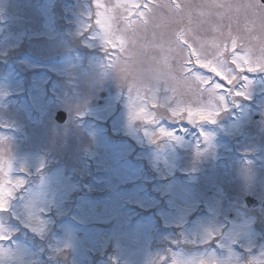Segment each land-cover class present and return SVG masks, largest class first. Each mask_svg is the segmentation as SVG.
<instances>
[{
  "label": "rangeland",
  "instance_id": "1",
  "mask_svg": "<svg viewBox=\"0 0 264 264\" xmlns=\"http://www.w3.org/2000/svg\"><path fill=\"white\" fill-rule=\"evenodd\" d=\"M140 1L0 0V186L24 180L0 212V233L15 237L0 242V264H264V209L244 199L264 201V7L147 0L132 17ZM238 1L254 5L249 17ZM196 7L227 14L218 36H198ZM242 67L249 98L225 103L206 72L239 83ZM185 111L204 122L177 121ZM150 129L172 136L151 146ZM134 212L146 219L133 226Z\"/></svg>",
  "mask_w": 264,
  "mask_h": 264
},
{
  "label": "snow or ice",
  "instance_id": "2",
  "mask_svg": "<svg viewBox=\"0 0 264 264\" xmlns=\"http://www.w3.org/2000/svg\"><path fill=\"white\" fill-rule=\"evenodd\" d=\"M261 4H264V0H260ZM93 7L94 9L96 8V0H93ZM141 8H146L147 5H141L139 6ZM90 19V24L88 26V30H92L95 32H100L101 29L97 26L101 21L97 18L96 13H94V25L92 23L93 20V15L89 17ZM109 52H117L118 51V46L115 44V42L112 43V45L108 49ZM235 68V66H233ZM197 68H194L193 71H196ZM203 70V69H202ZM206 72V71H205ZM210 73L211 75L208 76L211 79L212 84H218L219 85V94L224 97L225 103H227V98L229 95L235 97V98H240L243 97L244 99H248V95L246 93L245 85H248L249 81V73L250 72L247 68H241L239 70V75L237 76V79L239 80V83H236L231 79V77L225 76L222 78L220 75H216L211 72H206ZM234 75L236 74L235 72L233 73ZM211 86V85H210ZM238 106V105H237ZM227 111V108L225 109ZM222 112H217L215 114L216 118L221 115ZM180 115H182L184 118L181 119L180 116L175 117L177 121H186L190 125H198L200 123H203L201 120V117L203 116V113H191L188 111L182 112ZM216 118H212L211 115H209L207 119V123L209 124H215L216 123ZM148 124H151V121L148 122ZM160 136H168L171 137L172 133L171 132H165L162 129L160 130ZM147 135V133H145ZM209 137L205 136V140H208ZM11 173H9V178L3 183L2 186H0V210H3L5 208V201L13 196V193L16 191V189L20 188L24 184V180H12L10 179ZM10 239V237H7L0 233V242H3L5 240Z\"/></svg>",
  "mask_w": 264,
  "mask_h": 264
},
{
  "label": "trees",
  "instance_id": "3",
  "mask_svg": "<svg viewBox=\"0 0 264 264\" xmlns=\"http://www.w3.org/2000/svg\"><path fill=\"white\" fill-rule=\"evenodd\" d=\"M245 1V4L242 5L238 1L235 4V12L237 13H246V17H249L250 13L254 11V5ZM250 5V6H247ZM250 7V8H249ZM252 9V10H251ZM228 16L225 12L214 11L213 9H198L193 12V27L197 31L199 37H214L218 36L220 32L226 26Z\"/></svg>",
  "mask_w": 264,
  "mask_h": 264
},
{
  "label": "bare ground",
  "instance_id": "4",
  "mask_svg": "<svg viewBox=\"0 0 264 264\" xmlns=\"http://www.w3.org/2000/svg\"><path fill=\"white\" fill-rule=\"evenodd\" d=\"M73 37H75V38H78V37H80L79 36V33L78 32H74V35H73ZM197 66L198 67H204V65H202V64H199V63H197ZM18 94H20V93H18ZM17 94V95H18ZM32 101H33V103H36V99L35 98H32ZM201 120H202V122H204V120H203V118H201ZM150 132L148 133V136H150V134H152L151 135V137H152V143H151V146H156V145H159L158 144V140H159V137H160V132H159V130H154V129H150L149 130ZM207 145V144H206ZM22 174H24V175H26V176H29L30 175V172H29V170H27V169H25V170H23L22 171ZM162 180H168V179H170L168 176H165V175H163L162 177ZM24 204H25V200L23 201V203L17 208V214L18 215H20L21 214V211L23 210V208H24ZM101 208H102V206H100V207H97V211L96 212H98V213H101ZM95 210H96V208H95ZM73 219L75 220V221H77V222H79V223H82V224H88V223H90V219H88V218H85V217H83V216H79L77 213L76 214H74L73 215ZM37 219H33V218H28L27 219V224H29L30 226H35V225H37Z\"/></svg>",
  "mask_w": 264,
  "mask_h": 264
},
{
  "label": "water",
  "instance_id": "5",
  "mask_svg": "<svg viewBox=\"0 0 264 264\" xmlns=\"http://www.w3.org/2000/svg\"><path fill=\"white\" fill-rule=\"evenodd\" d=\"M262 5H264V4H262ZM104 97H105V95L102 96V98H104ZM66 121H67V115L64 112H59L56 116V122L59 125H63L66 123ZM245 203L249 209H257L259 206L258 202L252 198H246ZM263 206H264V204H263Z\"/></svg>",
  "mask_w": 264,
  "mask_h": 264
},
{
  "label": "flooded vegetation",
  "instance_id": "6",
  "mask_svg": "<svg viewBox=\"0 0 264 264\" xmlns=\"http://www.w3.org/2000/svg\"><path fill=\"white\" fill-rule=\"evenodd\" d=\"M235 189H236V188H235ZM233 195H234V192L231 191V192H230V197H232ZM244 196H245L244 199L250 197V198H253V199H255L256 201H258V203L260 204L259 207H258V210H259L261 207L263 208V203H264V201H263V202L260 201L258 198H256V196H255L254 194L248 192V193H246ZM244 196H243V197H244ZM261 202H262V203H261ZM254 211H255V210H254Z\"/></svg>",
  "mask_w": 264,
  "mask_h": 264
}]
</instances>
